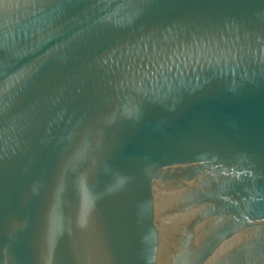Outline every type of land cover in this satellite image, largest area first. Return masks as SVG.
Segmentation results:
<instances>
[{
	"label": "water",
	"instance_id": "obj_1",
	"mask_svg": "<svg viewBox=\"0 0 264 264\" xmlns=\"http://www.w3.org/2000/svg\"><path fill=\"white\" fill-rule=\"evenodd\" d=\"M0 264H264V0H0Z\"/></svg>",
	"mask_w": 264,
	"mask_h": 264
}]
</instances>
